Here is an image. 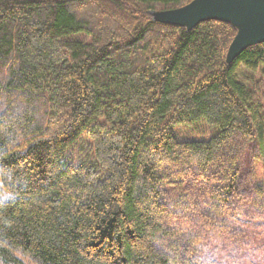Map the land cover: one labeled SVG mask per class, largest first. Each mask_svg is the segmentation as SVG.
Segmentation results:
<instances>
[{
    "label": "trees",
    "instance_id": "1",
    "mask_svg": "<svg viewBox=\"0 0 264 264\" xmlns=\"http://www.w3.org/2000/svg\"><path fill=\"white\" fill-rule=\"evenodd\" d=\"M192 1L0 0V264H198L200 229L241 253L264 43L227 63L231 24L154 19Z\"/></svg>",
    "mask_w": 264,
    "mask_h": 264
},
{
    "label": "water",
    "instance_id": "2",
    "mask_svg": "<svg viewBox=\"0 0 264 264\" xmlns=\"http://www.w3.org/2000/svg\"><path fill=\"white\" fill-rule=\"evenodd\" d=\"M154 19L187 30L209 20L231 24L237 34L228 49L227 63L247 48L264 43V0H194L185 7L155 13Z\"/></svg>",
    "mask_w": 264,
    "mask_h": 264
},
{
    "label": "rangeland",
    "instance_id": "3",
    "mask_svg": "<svg viewBox=\"0 0 264 264\" xmlns=\"http://www.w3.org/2000/svg\"><path fill=\"white\" fill-rule=\"evenodd\" d=\"M243 73L244 69L241 67L237 77L239 80H244ZM263 91L264 85L260 87V92L262 93ZM190 213H185L184 220L186 221L181 223L183 221L181 220L178 224L181 223L180 226L184 230L193 232L192 229L186 227L189 222L191 226H196L195 220L190 217ZM246 227V234L250 236L255 234L257 237L250 239V236H247L246 240H243L242 237L238 238L239 240L234 239L236 240V242H233L235 246L239 247L242 245L241 253H234V249H231L230 241L233 239L228 238L230 237L229 230L223 231V235H220V233H209L207 230L200 229L198 233L200 239L198 248L200 247L201 249L198 254L200 259L198 264H264V220L259 223H249ZM194 231L198 232V227H195ZM220 236L226 239H222ZM207 242H209L208 246L206 245ZM204 246L205 248L207 246V252L202 254L203 251H206Z\"/></svg>",
    "mask_w": 264,
    "mask_h": 264
},
{
    "label": "clouds",
    "instance_id": "4",
    "mask_svg": "<svg viewBox=\"0 0 264 264\" xmlns=\"http://www.w3.org/2000/svg\"><path fill=\"white\" fill-rule=\"evenodd\" d=\"M11 193H5L4 195H3V199H9V198H11Z\"/></svg>",
    "mask_w": 264,
    "mask_h": 264
}]
</instances>
